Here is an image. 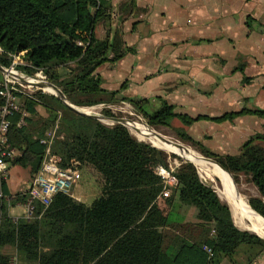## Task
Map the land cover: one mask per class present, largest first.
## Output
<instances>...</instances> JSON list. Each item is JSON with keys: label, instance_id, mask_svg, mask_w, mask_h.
I'll use <instances>...</instances> for the list:
<instances>
[{"label": "trees", "instance_id": "16d2710c", "mask_svg": "<svg viewBox=\"0 0 264 264\" xmlns=\"http://www.w3.org/2000/svg\"><path fill=\"white\" fill-rule=\"evenodd\" d=\"M104 3L105 0H0V63L9 67L13 54L23 51V61L14 66L29 75L41 70L69 102H120L125 97H117L116 89L103 87L96 68L105 60L118 59L132 47L124 43L119 31L103 38L95 36L96 22L108 14ZM133 5V0H123L119 7ZM15 93L33 115L26 114L20 125L18 112L10 117L9 140L20 150L10 163L29 165L32 176L45 151L40 138L49 127H56L54 145L59 146L57 151L64 165L71 158L85 161L92 143L103 132H96L95 126H107L93 115L74 110L51 92L38 89ZM128 101L153 127L168 125L174 116L184 122L208 117L178 112L166 100L153 110L147 106V97ZM36 103L49 107L51 112L35 115ZM101 111L117 115L108 106ZM254 111L264 113V109L241 107L209 118L231 119L235 114ZM113 130L118 134H112ZM104 131L111 140L98 155L100 177L85 182L94 191L89 201L59 191L44 209L37 202L35 214L41 213L30 219L14 218L8 212V204L25 199L22 192L15 193L9 201H0V264H7L12 257L17 264H207L217 263L223 255L232 257L244 245L249 250L264 251V237L235 223L227 201L221 199L214 186L199 178L192 161L138 138L120 122ZM175 134L201 155L218 159L237 183L240 175L246 176L258 191L248 196V203L257 216L264 217V134L247 139L230 154L216 153L186 131ZM173 158L178 159L173 169L176 182L164 183L153 167H168ZM164 187L170 190V196L159 206ZM187 206L196 208L198 221L184 219L183 209ZM204 244L212 249V256H208Z\"/></svg>", "mask_w": 264, "mask_h": 264}, {"label": "crops", "instance_id": "0c3cea01", "mask_svg": "<svg viewBox=\"0 0 264 264\" xmlns=\"http://www.w3.org/2000/svg\"><path fill=\"white\" fill-rule=\"evenodd\" d=\"M122 1L105 0L108 14L94 27L98 38L119 31L124 43L132 47L96 68L101 85L116 89L117 97H125L108 107L130 104L128 98L147 97L150 110L166 100L174 110L191 117L206 114L208 117L189 122L174 116L168 124L175 132L186 131L201 139L211 150L221 151L219 154L235 153L247 139L264 134V121L257 114L209 118L264 100V0H133V7L121 9ZM35 107V115L51 112L42 103ZM26 114L33 115L27 110ZM14 148L13 157L20 153ZM12 158L1 185L6 195L20 194L32 179L29 165L11 164ZM21 201L8 204L13 217L22 215ZM160 201L159 206L166 202ZM183 215L189 221L199 220L193 206L184 207ZM248 250L241 246L232 257L223 255L217 263L207 264H264L263 250Z\"/></svg>", "mask_w": 264, "mask_h": 264}, {"label": "built area", "instance_id": "2783aa9c", "mask_svg": "<svg viewBox=\"0 0 264 264\" xmlns=\"http://www.w3.org/2000/svg\"><path fill=\"white\" fill-rule=\"evenodd\" d=\"M78 42L82 43L80 40ZM22 52L23 51H19L18 53L13 54L12 62L9 67L10 69L16 71L13 69V66L17 62H22ZM19 74L26 78L29 77L23 73ZM12 76L16 79L6 74L0 81V96L2 98L0 104V182L6 177L8 160L12 158L15 153V148L9 140L10 117L18 112L20 115L17 124L20 125L24 123V116L26 115V110L23 109L18 102L15 91H23L26 93L33 92L22 89L25 86L24 83H27L28 85L32 84L22 81L14 75ZM104 106H109V104H105ZM55 128L56 127L54 126L49 127L45 131V135L40 138V141L46 145L42 160L37 171L32 176L29 186L26 190L22 191V193L25 194V199L21 201L24 207L21 216L27 219L40 215L41 212L35 214L36 203L39 202L42 205V209H44L51 201L53 194L56 192L62 191L75 196L74 187L81 177V162L79 160L71 158L68 163L64 165L61 164V156L57 151L59 146L54 145V138L56 137ZM173 153L177 154L178 152ZM183 158L190 160L186 156ZM177 163L178 159L173 164L171 161L168 167L157 164L153 167V170L163 178L164 183H175L176 177L173 174V169ZM14 196L15 195L9 196L4 194L0 188V197L3 199L9 201V199ZM159 196H161L162 199L169 197L170 190L167 187H164ZM17 217L18 216H15L14 218ZM203 248L208 252V256L213 255V251L208 245L204 244ZM7 264H17L15 257H12Z\"/></svg>", "mask_w": 264, "mask_h": 264}, {"label": "rangeland", "instance_id": "374dc122", "mask_svg": "<svg viewBox=\"0 0 264 264\" xmlns=\"http://www.w3.org/2000/svg\"><path fill=\"white\" fill-rule=\"evenodd\" d=\"M22 61H23V59H22ZM13 69H15L17 71V73H23V74L29 76L28 78L32 79L34 81H39L40 79L49 80L41 70H38L34 74H30L29 75V74H26L25 72L17 69L15 66H13ZM6 74L11 76V77H13L10 73H8L5 70H3L2 68H0V79H2ZM14 79H16V78H14ZM24 84H25V86L22 89H25L27 91H35V90L41 89V88H39L38 86H35V85H28L27 83H24ZM41 90L49 92L46 89H41ZM262 101L263 102H261V103H259L258 101H253V102L248 103L247 105H243L242 107L264 109V100H262ZM77 106L80 107L83 110L87 109L85 111L95 112V113H98L99 115H101L102 117L99 120H101L103 122V124L107 125L108 127H111L113 125V123L117 122L116 120L111 118L112 116L105 115V114L102 113V111H101L102 106H100V107L99 106H94V105H77ZM131 107L132 106L130 104H125L123 107L117 106V108L112 109V111L117 114V115H114V116H123V117L130 118L131 120H133V121H131V123L129 125L127 123L124 124V125H126L127 128L129 129V131L131 133L135 134L138 138L150 141L146 137L140 136L141 134L138 131V129H136L135 126L132 125L133 123L142 122V123L146 124L147 126H149L150 128H152L153 130H155L156 132H159V133L165 135V137L167 139H169V140L171 139V141L173 140V142L174 141L175 142H179L182 145L188 147L189 149H192V150L196 151L197 153H200V151L197 150L194 146L181 141L176 136L175 131L173 130V128L171 127L170 124H168L169 126H167V125L166 126H159V127L150 126V125H148L145 122L143 117L141 115H139L138 113H136L133 110V108H131ZM245 113L250 114V115L257 114V115H255V117H257L260 120L264 121V113L263 112L257 113V112L254 111V112H245ZM103 117L108 118V119H103ZM249 119H251V118H249ZM259 123H261V121H259ZM106 127L102 126L101 124H97L95 126L96 132L98 130H103V132L101 133V135H98V137L96 138L94 143H92L90 151H89V154L86 155V157H85L86 162L82 161L81 165H80V167H81V177H80L79 181L77 182V184L74 187V192H75L74 195L79 197V199H82V200H85V201H89L92 198L93 193H94L93 189L88 187L85 182H86L87 179L99 178L100 177L99 164H98L100 160H99V156L98 155L103 153V151L105 150L107 144L111 140V136L108 135L106 133V131H104V129ZM112 134H115V135L118 134L117 130H113ZM197 139H199V138H197ZM199 140L201 141V139H199ZM211 142H213V141H211ZM203 144L206 145L205 143H203ZM164 149L169 151V152H172L168 147L164 148ZM213 151H215L217 153L218 152L221 153V151H219L217 149H214ZM177 154L180 155L179 153H177ZM180 156L181 157H185L184 155H180ZM215 160H218V159H215ZM176 161H177V158H173L172 164L174 162H176ZM196 167H197L198 176H199V178L201 180H204L207 183L211 184V180L210 179H212L213 186L219 191V194H221V191H224V187H223L222 181L220 180L219 177L217 179V177L213 176L209 172L203 171L202 168L199 165H196ZM229 180L231 182L230 176H229ZM231 184H232V187L236 190V192L241 193V195L243 194L242 196L245 197L246 199L248 198L249 195L258 194L256 186L251 181H249L246 178V176H244L243 174L240 175V180H239L238 183L235 181L234 184L232 182H231ZM1 185H2V182H0V188L2 189ZM221 198L224 201H226V199H224L222 196H221ZM263 199H264V196H263ZM164 200H166V198L161 199L160 202H163ZM227 202L233 208V206L230 203V201L227 200ZM163 204H161L160 206H162ZM14 210H18V208L15 207ZM241 211H243V210H241ZM244 218H245L246 221L250 222V219L246 215H244ZM237 221H238V219H237ZM236 224H237V222H236ZM14 253H15V251L12 254H14Z\"/></svg>", "mask_w": 264, "mask_h": 264}, {"label": "bare ground", "instance_id": "6f19581e", "mask_svg": "<svg viewBox=\"0 0 264 264\" xmlns=\"http://www.w3.org/2000/svg\"><path fill=\"white\" fill-rule=\"evenodd\" d=\"M87 110V109H85ZM103 119H108L103 117ZM131 119H125V122L129 125L131 123ZM133 126H135L136 129L140 132V136L146 137L149 139L153 144L160 146L162 148H169L172 151H176L187 158H189L193 163L196 165H199L203 171L209 172L213 176L220 178L222 181L224 191H221V195L226 201H230L232 204V212L234 216L235 222H237V225L241 228H249L256 232H258L260 235L264 237V219L262 220L260 216H257L258 214L253 211L252 207L249 205L247 199L241 195V193L236 192V190L232 187L231 182L234 184L235 181L228 171L222 164H220L217 160L206 157L204 155H201L200 153H197L196 151L189 149L188 147L182 145L179 142H173L171 139H167L166 137L161 138L158 135V132L147 126L146 124L140 122V123H133ZM226 170V171H225ZM229 176L231 179V182L229 180ZM214 177V178H215ZM211 180V185L213 186V181ZM217 190V189H216ZM221 190V189H220ZM219 193V191L217 190ZM220 196V197H221ZM222 199V198H221ZM243 211H241V210ZM244 212V213H243ZM257 214V215H256ZM244 215H246L250 222L246 221L244 218ZM264 218L263 216H261ZM238 219V221H237Z\"/></svg>", "mask_w": 264, "mask_h": 264}, {"label": "water", "instance_id": "95a60500", "mask_svg": "<svg viewBox=\"0 0 264 264\" xmlns=\"http://www.w3.org/2000/svg\"><path fill=\"white\" fill-rule=\"evenodd\" d=\"M0 68H2L3 70H5L6 72L10 73L11 75L16 76L17 78H19L22 81H26V82H28V83H30L32 85L38 86L41 89H46L49 92L54 93L55 95H57L58 97H60L61 99H63V101L66 104H68L71 108H73L74 110H76L78 112L85 113V114H88V115H93V116L98 117L99 119H101V117H102L98 113L90 112V111H85V110L81 109L80 107H78L77 105L69 102L67 99L64 98V94H63L62 90L60 89V87L57 86L55 83L51 82L50 80L40 79L39 81H34L32 79H29V78L24 77L23 75H21V74L17 73L16 71L10 69L9 67L3 66L1 63H0ZM111 118L114 119V120H116L117 122H120V123H123V124H126L125 119H130V118H126V117H123V116H112ZM158 135L161 138H164L165 137V135H163V134H161L159 132H158ZM173 152H176V151H173ZM218 195H219V193H218ZM246 229H249V228H246ZM249 230H252V229H249ZM252 231H254V230H252ZM254 232L257 233L258 235H260L258 232H256V231H254ZM260 236H262V235H260Z\"/></svg>", "mask_w": 264, "mask_h": 264}]
</instances>
